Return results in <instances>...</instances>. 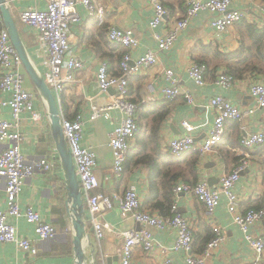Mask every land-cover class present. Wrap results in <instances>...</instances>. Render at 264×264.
<instances>
[{
    "label": "crops",
    "instance_id": "crops-1",
    "mask_svg": "<svg viewBox=\"0 0 264 264\" xmlns=\"http://www.w3.org/2000/svg\"><path fill=\"white\" fill-rule=\"evenodd\" d=\"M153 1L155 0H95L104 9L105 16L100 23L89 18L86 10L78 6V20L69 27L68 35L73 54L83 62L84 67L76 73L74 82L65 88L59 98L51 93L60 116L72 119L81 114L85 121L81 145L96 156L95 174L99 186L95 192L113 197L134 186L143 207L149 213L167 218L163 217L158 209L150 208L161 201L162 196L152 195L150 190L152 175L146 167L136 166L133 164L134 161H131L120 179L113 176V158L108 147V138L109 134L121 125L124 114L118 109H111L104 111L97 119L89 120L94 108L107 107L112 103L114 96L113 89L101 92L97 88L96 74L100 64L105 62L109 73L118 75L119 62L126 52L109 44L106 32L110 28L132 30L139 42L138 47L131 53L133 58L143 56L148 51L156 53L157 65L129 78V100L137 109L136 124L144 131H148L154 115H165L159 130L162 144L184 133L183 122H188L194 127L193 137L200 143L214 119V112L209 107V100L213 97L221 96L244 112L253 110L252 114H247L237 124L226 122L221 144L210 153L200 156L195 177L189 179L190 184L187 183L193 185L198 181H205L211 188H217L220 178L229 174L244 156L239 140L243 131L264 133V108H256L253 98L248 93L252 83L264 84V75L258 77L248 73L242 79H237L231 89L220 88L215 83L218 73L227 69L226 56L236 53L243 43L252 45L246 26L264 31V14L261 12L264 0H235L232 8L241 11L244 17L225 33H218L210 27V22L216 17L215 14L207 10L200 11L190 21L186 30L181 32L173 48L168 52L157 51L153 33L164 34L171 23L182 19L187 10L188 0H159L168 11V16L155 29H150L149 23L154 13ZM6 6L19 32L27 60L36 75L44 80L47 71L45 48L38 40L37 33L22 24L18 15L28 8L44 10L46 0H6ZM2 28L5 26L0 14V29ZM193 64H202L206 67L205 84L202 87H198L187 74ZM166 70L173 72L182 91L191 94L193 106H188L182 97L173 101L164 99L162 91L169 86V82L164 78ZM22 71L25 86L37 94L33 108L39 113L41 121L34 123L30 114L21 115L20 130L24 135L21 153L27 160L45 157L55 159V162L51 173H35L26 180L18 203L21 210L32 207L57 232L52 240L40 241L35 237L32 226L27 224L24 218H10L9 222L16 228L18 235L32 240L38 251L31 255L12 243H0V264H76L72 244L74 230L66 209V178L51 134L48 105L23 64ZM148 86H152L151 90ZM0 98L7 100L9 96L0 95ZM0 118L8 122L13 121L9 107L3 106L0 109ZM133 143L134 140L129 150ZM247 155L248 167L240 174L234 186V192L241 202V212L264 208V147L249 151ZM177 183L186 181L179 179ZM156 190H163V183L159 179L155 182L154 192ZM4 199V186L0 181V211L6 209ZM82 199L85 227L89 235V238L83 239L84 264H118L123 241L120 234L126 230L141 231L144 227L130 218H120L116 208L102 218V221L109 225L110 231L99 246L87 220L88 212L83 196ZM225 201V197L222 196L220 204L208 214L205 207L193 196L181 194L176 200L172 196L168 212L171 215V207L175 204L178 214L187 220L195 237V252L204 247L207 240L214 238L215 229L223 233L225 237L223 245L206 264H264V253L260 260H256L242 232L234 224L232 215L227 211ZM147 231L154 240V249L151 253H145L141 248H134L131 264H161L165 258H169L172 264H185V254L172 250L176 238L174 230L147 228ZM249 232L254 237H264V220L253 226ZM162 249L166 252L163 253Z\"/></svg>",
    "mask_w": 264,
    "mask_h": 264
},
{
    "label": "built area",
    "instance_id": "built-area-1",
    "mask_svg": "<svg viewBox=\"0 0 264 264\" xmlns=\"http://www.w3.org/2000/svg\"><path fill=\"white\" fill-rule=\"evenodd\" d=\"M235 0H188L184 17L169 25L164 34L153 33L157 43V51H170L181 32L186 30L190 21L202 10H207L216 15L210 22V27L218 33H225L231 26L243 20V13L232 8ZM83 7L89 18L99 23L104 19V9L95 0H46V8L37 10L28 8L18 15L25 26L37 33L38 40L45 48L47 71L44 75L46 86L57 98L72 84L77 72L84 67L83 62L77 59L71 49L69 41V27L77 22V7ZM153 16L150 20V29H155L167 16L168 11L159 0L153 1ZM261 12L264 14V8ZM109 44L126 51L119 62L120 75L109 73L108 65L100 64L96 74V85L99 91L114 90L112 103L105 108H94L89 120L97 119L104 111L118 109L124 114L121 125L115 128L108 138V147L111 150L113 164L112 173L120 179L124 173L126 156L137 134L135 121L136 106L129 100V78L138 76L143 71L149 70L158 63L155 52L148 51L143 56L133 58L132 52L138 47L139 42L134 32L110 28L106 33ZM206 67L202 64H193L187 71L189 78L198 86L205 84ZM164 78L169 86L163 89L166 101H173L182 97L188 106L194 105L191 94L184 92L178 85L171 70L164 71ZM21 59L15 51L6 28L0 29V95H8L9 99L0 98V109L7 106L10 109L12 122L0 118V181L4 186V202L6 209L0 211V243H12L20 250L35 255L38 251L32 240L18 235L16 228L10 224V218H24L31 225L35 237L40 241L52 240L56 236V229L45 222L41 216L28 207L21 210L18 197L22 186L27 179L35 173L49 174L54 167L55 159L45 157L27 160L21 153V143L24 135L20 130L21 115L30 114L32 122L38 123L41 117L33 108L37 94L25 86ZM217 86L231 89L236 84V79L231 74L219 72L215 80ZM152 86H148L151 90ZM249 95L253 98L256 108H264V84L252 83L248 88ZM209 107L214 112V119L208 133L198 143L193 137L194 127L188 122H183L184 133L162 144V151L171 156L181 158L187 153L197 152L201 157L210 153L220 145L224 134L226 122H241L253 110L242 111L221 96L209 100ZM61 127L67 147L73 159V164L84 197L88 223L91 226L94 238L98 245L110 231L109 225L102 221L105 214L118 210L120 218L132 219L144 227L141 231L126 230L121 233L122 244L118 264H131L134 248H141L145 253L154 249V240L147 228L163 230L169 228L176 233L172 250L185 254V264H206L213 254L223 245L225 237L218 229L214 230L215 236L209 240L201 252L194 251L193 230L187 220L178 214L176 205L171 207V216L162 218L158 215L143 210L142 202L134 186H130L122 194L108 197L96 193L99 183L95 174L97 166L96 156L81 145L85 121L81 114L72 119L60 116ZM264 147V133L246 132L240 138L242 158L233 170L223 175L217 188H211L205 181H198L194 185L177 183L172 189V196L176 200L181 194L193 196L202 204L207 213L211 214L220 204L221 197L226 199L227 211L232 215V220L242 232L249 249L260 260L264 253V237H254L249 230L259 225L264 220V208L259 210H240V199L234 192V186L240 174L248 167L247 152ZM165 253L166 250L162 249ZM161 264H172L165 258Z\"/></svg>",
    "mask_w": 264,
    "mask_h": 264
},
{
    "label": "trees",
    "instance_id": "trees-1",
    "mask_svg": "<svg viewBox=\"0 0 264 264\" xmlns=\"http://www.w3.org/2000/svg\"><path fill=\"white\" fill-rule=\"evenodd\" d=\"M246 28L248 36L252 40V45L249 46L247 43H243L236 53L226 56L227 69L225 72L234 76L236 80L242 79L248 73L258 77H263L264 75V31H259L253 26H246ZM164 117V114L154 115L148 131H144L137 125L135 143L132 145L133 149L131 148L127 153L125 167H129L131 161H134V165L146 167L149 170L152 175V183H150L151 193L153 196L154 194L156 196L161 194L162 196L161 201L150 208L158 209L163 217H170L171 215L168 211H170L171 206L172 189L179 179H184L186 181L185 184H190L189 179L195 177L200 155L197 152H191L181 158H176L162 151L159 130ZM233 124H237V122ZM157 179L163 183V190L154 192ZM166 205L167 210H165ZM142 209L146 210L144 207ZM202 249L203 247H200L198 252H201Z\"/></svg>",
    "mask_w": 264,
    "mask_h": 264
},
{
    "label": "water",
    "instance_id": "water-1",
    "mask_svg": "<svg viewBox=\"0 0 264 264\" xmlns=\"http://www.w3.org/2000/svg\"><path fill=\"white\" fill-rule=\"evenodd\" d=\"M0 14L2 16L3 24L9 33L12 45L20 57L27 74L31 78L37 90L47 102L51 134L54 138L56 152L66 178V209L70 215L74 230L72 244L73 250L75 252L76 264H84L85 255L82 246L83 239L85 237L89 238L85 227L86 218L84 214V201L79 189L80 187L73 164V159L63 135L59 108L56 104L53 94L46 86L44 80L36 75L29 61L27 60L26 54L22 47L19 32L10 15V11L6 6V0H0Z\"/></svg>",
    "mask_w": 264,
    "mask_h": 264
}]
</instances>
